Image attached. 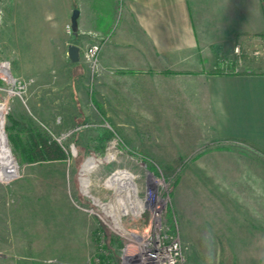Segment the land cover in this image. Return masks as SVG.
I'll return each instance as SVG.
<instances>
[{"label":"rangeland","instance_id":"obj_1","mask_svg":"<svg viewBox=\"0 0 264 264\" xmlns=\"http://www.w3.org/2000/svg\"><path fill=\"white\" fill-rule=\"evenodd\" d=\"M74 2L0 0V67L11 77L0 72L2 128L16 163L0 179V264H74L66 256L83 250V264H100L92 238L99 226L123 242L112 264H143L154 206L164 232L180 240L182 264H264V148L216 135L201 102L203 76L112 65L103 50L112 32L88 29L89 0ZM74 8L82 12L76 34ZM70 43L82 46L76 62ZM10 113L46 123L68 158L20 161ZM102 127L114 135L98 152Z\"/></svg>","mask_w":264,"mask_h":264},{"label":"crops","instance_id":"obj_2","mask_svg":"<svg viewBox=\"0 0 264 264\" xmlns=\"http://www.w3.org/2000/svg\"><path fill=\"white\" fill-rule=\"evenodd\" d=\"M89 2L88 29L112 32L103 49L112 65L203 76L201 102L216 135L264 148V0ZM81 18L80 10L79 30ZM83 254L66 258L83 264Z\"/></svg>","mask_w":264,"mask_h":264},{"label":"trees","instance_id":"obj_3","mask_svg":"<svg viewBox=\"0 0 264 264\" xmlns=\"http://www.w3.org/2000/svg\"><path fill=\"white\" fill-rule=\"evenodd\" d=\"M214 72L218 71L216 70ZM98 133L94 148H97L98 152H100L105 149L106 141L113 137L114 132L109 128L102 127L99 128ZM7 134L14 154L22 162H34L46 158H60L62 161H65L69 156V152L51 135V131L46 123L36 121L30 114L25 121H21L16 118L13 113H10ZM79 136V132L74 131L71 135V139L74 140L78 147L79 156H82L84 155V148L79 142ZM64 143L68 146L66 141H64ZM251 144L255 143L252 142ZM72 162L76 163L77 161L74 158ZM170 212L171 211H169V214L171 215ZM99 231H102V236H100ZM92 238L93 248L95 252L97 251L100 264H112L113 259L111 257V251L113 250V246L122 245V240L118 236L108 232L103 226H99L92 230ZM101 238H103V243L99 245Z\"/></svg>","mask_w":264,"mask_h":264},{"label":"built area","instance_id":"obj_4","mask_svg":"<svg viewBox=\"0 0 264 264\" xmlns=\"http://www.w3.org/2000/svg\"><path fill=\"white\" fill-rule=\"evenodd\" d=\"M72 30V26L69 25ZM101 51V44H93L89 51L91 58L98 57ZM240 51V47H236ZM161 216L160 207L152 208V217L156 222L151 224V231H147L140 243L142 248L143 264H182L180 240L173 235L166 234L159 222ZM153 222V221H152Z\"/></svg>","mask_w":264,"mask_h":264},{"label":"bare ground","instance_id":"obj_5","mask_svg":"<svg viewBox=\"0 0 264 264\" xmlns=\"http://www.w3.org/2000/svg\"><path fill=\"white\" fill-rule=\"evenodd\" d=\"M0 72L8 76V78H11L7 65L2 64V66L0 67ZM3 110H4V106L1 103L0 104V179L8 178L16 171V163L7 145L6 137L2 128V121L4 117ZM92 162H93L92 158L87 159L82 169H88L92 164Z\"/></svg>","mask_w":264,"mask_h":264},{"label":"water","instance_id":"obj_6","mask_svg":"<svg viewBox=\"0 0 264 264\" xmlns=\"http://www.w3.org/2000/svg\"><path fill=\"white\" fill-rule=\"evenodd\" d=\"M79 14H80V10L78 8H74L71 15V26L74 34L78 32ZM68 56L73 62L78 61L80 59V46L75 43H70L68 45Z\"/></svg>","mask_w":264,"mask_h":264}]
</instances>
